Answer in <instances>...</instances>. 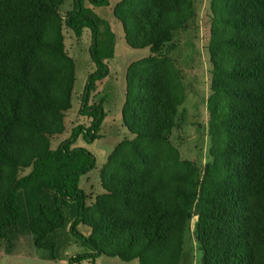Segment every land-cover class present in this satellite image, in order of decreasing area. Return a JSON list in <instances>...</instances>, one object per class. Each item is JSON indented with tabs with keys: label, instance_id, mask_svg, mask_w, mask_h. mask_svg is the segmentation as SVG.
<instances>
[{
	"label": "trees",
	"instance_id": "1",
	"mask_svg": "<svg viewBox=\"0 0 264 264\" xmlns=\"http://www.w3.org/2000/svg\"><path fill=\"white\" fill-rule=\"evenodd\" d=\"M0 0V241L19 220V191L42 182L52 206L40 204L29 229L37 244L64 224L60 200L76 201L70 227L89 250L71 264L100 255L138 264H179L190 221L201 264H264V0H211L207 53L210 63L209 161L200 170L172 144L185 100L181 71L168 58L174 33L194 17L192 0H120L112 10L132 49L149 56L126 68L121 121L130 134L118 142L99 171L102 192L89 205L80 178L94 156L72 148L77 137L95 140L104 120L103 99L88 105L97 82L107 77L105 59L114 34L72 0ZM95 6L107 0H86ZM64 28L76 39L90 32L81 110L91 119L76 126L55 149L72 108L75 63L65 50ZM28 171L26 174H22ZM86 226L83 236L76 226Z\"/></svg>",
	"mask_w": 264,
	"mask_h": 264
},
{
	"label": "rangeland",
	"instance_id": "2",
	"mask_svg": "<svg viewBox=\"0 0 264 264\" xmlns=\"http://www.w3.org/2000/svg\"><path fill=\"white\" fill-rule=\"evenodd\" d=\"M119 1L107 0L106 5L103 6L89 4L86 0L84 2V7L97 16V19L102 20L99 22L100 34L103 35L106 31L104 22L114 34L113 53L105 59L109 73L106 78L96 83L88 102V105H96L100 99H103L104 120L97 132L98 138L85 140L80 134L72 145V148H84L95 158V167L79 181V188L85 194L86 205L91 204L95 196L102 192L98 174L108 155L118 142L131 137L121 121L126 68L132 62L150 54L148 48L132 49L125 42L121 24L112 14L113 7ZM192 1L194 17L185 28L174 33L175 48L168 54V58L181 71L185 88V100L178 109L171 142L178 148L182 159L193 161L202 170L209 161L206 99L209 95L210 83L207 44L211 0ZM71 10L72 0H65L61 6L62 15L65 16ZM63 34L65 50L75 63V84L72 108L64 117L65 131L51 139L52 149L68 139L74 127L88 128L91 122L90 118L80 113L86 79L94 71V65L88 54L90 32L84 29L79 39H76L67 28H64ZM27 172L24 171L22 174ZM16 201L22 210L19 220L5 228L9 241H0V264H71L73 257L89 252L88 248L70 232V227L77 216L76 201L60 200L64 224L45 239L52 243L53 247L38 245L40 233L29 229V222L39 216L38 206L40 204L52 206V193L42 182H39L29 190L19 191ZM196 219L195 216L191 218L179 264H201V251L194 238ZM76 231L83 236H88L90 233V230L82 224L76 226ZM88 264H138V262L137 260L124 262L116 257L100 255L95 260L88 261Z\"/></svg>",
	"mask_w": 264,
	"mask_h": 264
},
{
	"label": "crops",
	"instance_id": "3",
	"mask_svg": "<svg viewBox=\"0 0 264 264\" xmlns=\"http://www.w3.org/2000/svg\"><path fill=\"white\" fill-rule=\"evenodd\" d=\"M95 259H96V258H95ZM95 259H94V260H95ZM87 264H88V262H87Z\"/></svg>",
	"mask_w": 264,
	"mask_h": 264
}]
</instances>
